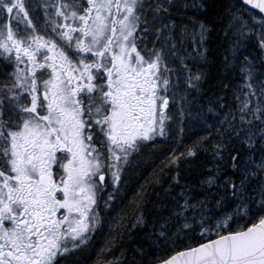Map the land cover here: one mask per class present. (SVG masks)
<instances>
[{
	"label": "snow or ice",
	"instance_id": "snow-or-ice-1",
	"mask_svg": "<svg viewBox=\"0 0 264 264\" xmlns=\"http://www.w3.org/2000/svg\"><path fill=\"white\" fill-rule=\"evenodd\" d=\"M0 264H264V0H0Z\"/></svg>",
	"mask_w": 264,
	"mask_h": 264
},
{
	"label": "trees",
	"instance_id": "trees-1",
	"mask_svg": "<svg viewBox=\"0 0 264 264\" xmlns=\"http://www.w3.org/2000/svg\"><path fill=\"white\" fill-rule=\"evenodd\" d=\"M213 40V47H215V36L212 37ZM157 163H159V161H157ZM98 242H99V238H98ZM131 247H135L134 245H132ZM117 255H119V253H117ZM129 257L131 256V252H128Z\"/></svg>",
	"mask_w": 264,
	"mask_h": 264
},
{
	"label": "rangeland",
	"instance_id": "rangeland-1",
	"mask_svg": "<svg viewBox=\"0 0 264 264\" xmlns=\"http://www.w3.org/2000/svg\"><path fill=\"white\" fill-rule=\"evenodd\" d=\"M186 47H187V45H186Z\"/></svg>",
	"mask_w": 264,
	"mask_h": 264
}]
</instances>
